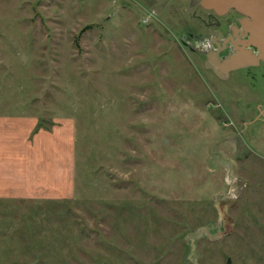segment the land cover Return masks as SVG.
Wrapping results in <instances>:
<instances>
[{"label":"rangeland","instance_id":"rangeland-1","mask_svg":"<svg viewBox=\"0 0 264 264\" xmlns=\"http://www.w3.org/2000/svg\"><path fill=\"white\" fill-rule=\"evenodd\" d=\"M200 2L0 0V117L74 159L0 199V264H264V72L205 70Z\"/></svg>","mask_w":264,"mask_h":264},{"label":"crops","instance_id":"crops-1","mask_svg":"<svg viewBox=\"0 0 264 264\" xmlns=\"http://www.w3.org/2000/svg\"><path fill=\"white\" fill-rule=\"evenodd\" d=\"M34 126L33 120L0 117V199H31L39 197L41 191L56 198L71 194L67 182L74 163L72 147L68 140L51 141L47 134L35 136L33 143L28 142L27 135ZM54 185H58L55 190Z\"/></svg>","mask_w":264,"mask_h":264},{"label":"water","instance_id":"water-1","mask_svg":"<svg viewBox=\"0 0 264 264\" xmlns=\"http://www.w3.org/2000/svg\"><path fill=\"white\" fill-rule=\"evenodd\" d=\"M200 1L201 9L213 13L218 18L235 12L249 21L245 22L242 27L245 33L244 37L248 41L244 44L243 49L222 61H211L207 58L205 70L212 72L220 81H225L231 73L236 71L257 69L260 64L264 66V0ZM254 51L256 54L253 53ZM262 111L264 112V108Z\"/></svg>","mask_w":264,"mask_h":264},{"label":"flooded vegetation","instance_id":"flooded-vegetation-1","mask_svg":"<svg viewBox=\"0 0 264 264\" xmlns=\"http://www.w3.org/2000/svg\"><path fill=\"white\" fill-rule=\"evenodd\" d=\"M198 11V16L196 11L193 13V20L200 26L203 33H195L192 31L187 32L185 30L178 33L188 34V38L190 40L188 41V45L183 43L184 46L189 48L188 50L193 49L190 42H194V38L191 34H206V40L201 41L202 44L200 47L202 50H200L201 48L199 49L200 54L204 56L205 60L209 58L211 61H222L228 56H234L236 53H239L241 49H243L244 44L248 42L244 37L245 33L242 28L245 22H249L247 19L235 12H230L223 18H218L213 13L206 12L201 9L200 5L198 6ZM253 53L256 54V51ZM243 55L249 56L247 54ZM257 70L264 72V66L260 64Z\"/></svg>","mask_w":264,"mask_h":264},{"label":"built area","instance_id":"built-area-1","mask_svg":"<svg viewBox=\"0 0 264 264\" xmlns=\"http://www.w3.org/2000/svg\"><path fill=\"white\" fill-rule=\"evenodd\" d=\"M229 197H230V198H234V192H231ZM235 199H236V198H235Z\"/></svg>","mask_w":264,"mask_h":264}]
</instances>
